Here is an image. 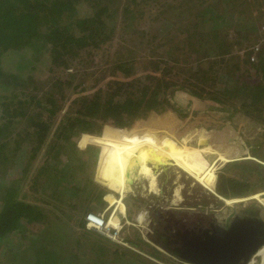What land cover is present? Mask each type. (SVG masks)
I'll use <instances>...</instances> for the list:
<instances>
[{"label":"rangeland","instance_id":"rangeland-1","mask_svg":"<svg viewBox=\"0 0 264 264\" xmlns=\"http://www.w3.org/2000/svg\"><path fill=\"white\" fill-rule=\"evenodd\" d=\"M124 1L103 0L105 7L112 11L119 9ZM217 1L208 0L210 4H214V8L206 15V28L201 32L203 48L201 44H196V48H193L197 53L184 48V41L191 34L193 18H187L180 11L179 15L169 13L170 10L164 14L159 8L153 10L147 4L141 5L139 0L137 10L133 12L138 17L131 29L121 28L127 26L129 21L120 12L119 16L108 19L107 27L115 30V36L111 43L102 44L98 50L92 49L97 54L93 63L90 61L92 56L88 55L91 52L87 50L76 61H67L62 67H55L50 61V46L47 49L46 46L36 50L28 49L27 55L33 54L32 64L36 65V69L19 90L37 94L42 102L52 99L56 112L51 116V107H40L44 110L50 128L47 142H44L37 153H33V141L28 137L32 128L28 120L39 119L37 115L40 111L30 105L25 111L27 115L22 118L13 117L15 112L11 111L13 125L9 127L12 132L9 131V136L3 140L0 138V141L8 140L9 146L18 143L19 151L15 153L14 160H18L20 166L7 165V169L2 167L0 184L5 182L4 188L10 185L8 181L22 180L23 183H19L21 189L18 191V199L37 206L47 216L40 225H25L22 231L9 235L3 241L7 251L11 250L17 258L11 260L8 258L11 254L7 253L2 264H40L41 259L50 257L55 258L56 264H62L63 261L70 264H189L175 256L173 251L184 249L201 257L217 248L220 240L223 241L231 232H236L237 239L245 237L249 242H257L259 222H264V190L244 197L225 198L218 193V181L221 176H229L249 178L252 183L259 182L248 168L239 169L230 165L253 162L264 167V116L260 119L257 115L263 103L256 105V113L252 109L249 115L245 111L248 109L241 107L239 92L233 91L234 95H227L222 100L224 106L217 104L215 98L207 93L204 95L197 90L201 96H205L201 99L194 97L191 92L195 89L194 86L207 91L211 90L209 86L217 91L222 87L217 84L220 67L214 66L210 70V64H206L209 57L226 62L227 70L234 79L222 81L232 90L241 91L236 87V78L246 85L264 83V65L260 66L256 57L258 52L264 50V10L256 12L257 7L241 8V0H229V6L235 5L238 11L251 13L244 17L246 22H251L246 25L242 24L244 21L240 14H233L229 8H226L222 17H215ZM170 3L173 4V1ZM187 3L188 0H179L173 5L184 6ZM216 9L220 12L222 5L218 4ZM164 18L172 21L166 22L170 28L164 27ZM211 31H217L226 45L215 42ZM154 37H158L157 42L153 40ZM162 43H166V46L157 49V44ZM131 59L136 60L132 70L129 67H123L127 73L115 70V64L129 63ZM167 66L174 67L173 74L177 75L165 74L163 69ZM148 74L182 85H177L180 88L174 95V103L136 117L128 131L115 133L112 128L106 127L101 133L96 130L86 136H71L70 140L77 154H68L71 159L68 176L72 175L78 185L76 195L57 182L51 184L54 180L52 174H49L47 180L42 176L38 178L41 163L51 160L48 153L55 144L63 122L67 118L82 117V110L78 108L82 98L95 95L104 103L107 94L116 91L115 88L120 87L121 82H144L146 76L151 77ZM154 92H158V89ZM10 95H14L10 90L0 89V103L7 101L6 98ZM100 114L99 109L98 117L92 119L95 125L101 121ZM2 116L4 113L0 109V117ZM149 134L158 139L165 134H171L177 140L182 136L189 137L186 142L187 148L193 151L191 160L204 170L214 164L216 183L213 188L207 190L175 166L173 170L163 171L160 175L158 184L162 193H157L159 198L143 200L132 193L121 198L117 192L110 190L104 183L105 179L113 170L129 138ZM121 138L126 140L114 150H110L103 142V139L116 141ZM103 148L106 150L105 155ZM253 150H257V153ZM69 157H62L63 164L67 163ZM55 164L58 161L53 166ZM62 167L60 166L58 173L59 179ZM176 188H180L181 200L172 203ZM1 193L2 188V197ZM108 194H113L116 200L122 199L124 204L123 214L118 217L119 228L107 226L105 230L92 229L87 226L86 215H100L105 222H109L112 213L118 210L117 203L111 205L107 201ZM227 201L232 203L228 204ZM83 216L84 231L90 238L81 237L79 232ZM159 218L163 220L162 223L158 222ZM157 227L165 232H156ZM157 233L159 235L155 237ZM163 236H167L169 242L166 247L162 245L165 242ZM237 239H232L231 242ZM263 247L264 244H261L257 253ZM98 248L103 251L106 249L104 256ZM39 249L46 251L37 254ZM115 251L123 252L125 257L120 260L113 257ZM256 254L241 261V264H249L253 260L255 264H262V258L255 257Z\"/></svg>","mask_w":264,"mask_h":264},{"label":"trees","instance_id":"trees-1","mask_svg":"<svg viewBox=\"0 0 264 264\" xmlns=\"http://www.w3.org/2000/svg\"><path fill=\"white\" fill-rule=\"evenodd\" d=\"M139 1L141 5L147 4L153 10L158 8L163 10L162 13L164 14L170 10L169 13H176L179 15L180 11L181 14L187 18H193L194 21L191 26V34L188 36L187 40L184 41V48L187 51H193L195 53L197 52L194 51L193 48H196V44H201V48H203L204 39L201 32L206 28V15L213 11L214 4H210L208 0H188V6H181V4L174 6L173 4L179 0ZM172 1L173 4L170 3ZM139 3H137V0H125L124 4L120 5L121 7L119 9L112 11L105 7L103 0H0V89H6V91L10 90L14 94L10 95L9 98L7 97V101L0 103V109L2 113H4V116L0 117V122L2 123L0 125V132L2 128H4L0 138L3 140L5 137L9 136V131L12 132L9 127L13 125V121L11 120L12 116L15 118H19V116L21 118L24 117L27 115L25 111L32 105L35 109L40 111L39 115H37L39 119L30 118L28 120L32 128L28 133V137L33 141V153H37L41 146L47 142V134L49 133L50 126L44 114V110L40 107H51L50 111L52 112L50 113L52 116L56 112L53 100L48 99L42 102L37 94H33V92L27 94L23 90H19L23 82L27 81L26 79L29 80L32 72L36 69V65L32 64L34 58L31 56L33 54L30 56L27 55L29 54L28 49L36 50L43 46H46L47 49L50 46L51 49L49 51L52 54L50 61L55 67H62L67 61H76L78 58H81V55H84L87 50L91 52L88 55L92 56L93 59L90 61L93 63L97 54L92 51V49L96 48V50H98L102 44L107 42L111 43L115 36V30H109L107 27L109 24L108 19L119 16L120 12V14L125 17V20L129 21L127 22V26L124 25V27L121 28L125 30L127 28L131 29L138 17L133 12L137 10V4ZM218 4L222 5V10L220 12H217L218 9H216ZM240 6L241 8L246 7L249 9L257 7L256 12H259L264 10V0H241ZM226 8H229L233 14H240L244 21L243 23L242 19L239 18L242 24L247 25L251 23L244 20L245 15L249 14L250 16L251 13H249V11L247 13L238 11L235 5L229 6V0H218L215 3V17H222L227 11ZM140 15L142 16L143 14ZM164 19V27L170 28L171 26H168L166 22L172 21H169V18ZM61 22H64V24ZM211 34L213 38H215V42L224 46L226 45L223 39L218 36L219 33H217V31H215V33L211 31ZM180 36H182V34H180ZM153 40L157 42L158 37H154ZM165 46L166 43L157 44V49ZM227 50L228 49H226V51ZM205 55H207V52ZM256 57L259 59V65H264V50L258 52ZM207 59L208 61L206 64H210V70H212L214 66L220 67L221 73H218L217 84H221L222 87L217 91L213 86H209L211 90L207 91L205 89H200L199 86H194L195 89L191 92L193 96L203 99L205 96H201L197 91L199 90L204 93V95L207 93L212 96L213 99L215 98L214 100L217 104L224 106L222 100H225L224 98H226L227 95L230 93L234 95L233 91L239 92L238 95L242 101L241 107L248 109L245 111L249 115H251L252 109L254 113H256V105L263 103L257 114L261 119L262 115L264 116V83L247 84V86L245 82H240V79L236 78V87L240 88L241 91L232 90L227 83H223L222 81L223 79L228 81V78L230 80L234 79V76H231V73L227 70L225 65L226 62L224 60H221V62L216 61L211 57ZM135 64V59H131L129 63H117L115 64V70L127 73L123 70V67H129L132 70ZM195 69L198 70V67ZM163 70L167 75H177L173 74L174 67L167 66ZM262 71L264 72V70ZM208 73L212 74V72ZM137 81L136 84H131V82L128 83L126 81L121 82V86L115 88L116 91H111V93L107 94L104 103L101 102L99 96L95 95L82 98L80 100L81 105H78L79 110H82V117L67 118V120L63 122L59 130L60 132L56 135L55 144L50 148L48 153L51 155V160H45L41 163L40 171L37 173L38 178L42 176V178L47 180L49 174H52L54 180H52L51 184L54 185L57 182L61 184L65 190L76 195L75 190L78 185L72 179V175L68 176V171L71 168V159L68 154H77L70 137L74 135L86 136L90 132L96 130L98 133H101L106 127L112 128V131L115 133L124 130L128 131L132 126V121L136 117L138 118L141 115H145L152 109L162 108L163 106L169 107L171 103H174V95L177 89L180 88L179 86L182 87V85L174 82H166L165 79L158 76H146L144 82H141V80ZM130 88L134 89L130 90ZM156 89H158V92H154ZM220 92H223V94ZM9 99L12 100L8 102ZM100 104H102L101 108ZM99 109L101 113L99 118H101V121L97 122V125H95V121L92 119L98 117ZM90 110H92V112H90ZM11 111L15 112L12 116ZM18 113L21 114L19 115ZM2 140L0 141V176L2 174V167L7 169V165L10 167L20 166L19 161L14 160L16 158L15 153L19 151L18 143L15 142L14 146H9L8 140ZM103 140L106 147L108 146L110 150H114L122 144L126 138H121L116 141H113V139ZM253 151L257 153V150ZM102 152L104 155L106 154L104 148ZM65 156L69 158L67 163L63 164L62 157ZM55 161H58V164L53 166ZM60 166H63V169L59 179L58 173L60 171ZM230 166L238 167L239 169L248 168L253 172V177L255 176L256 179H259V182L252 183L248 180L249 178L238 179L229 176H221L218 181V193L221 196L225 198H238L264 190L263 166L253 162H241L240 164L236 163ZM251 166H254V168ZM8 182L10 185L4 188L5 182L0 184V188H2V197L0 196V264H2L1 262L6 257L7 253L11 254V257H8L9 259L15 260V258H17L11 250L7 251L6 246L3 245V241L8 238L9 235L22 231L25 225H40L47 216V214L37 206L26 202L24 199H18V191L21 189L19 183H23L22 180ZM101 198L102 196L98 198L99 201H101ZM82 218L80 226L78 219L79 232L81 237L90 238L89 234L84 231L85 217L83 216ZM158 222L162 223L163 220L159 218ZM97 250L102 253L103 256L104 253L107 252L105 248V251L99 248ZM45 251V249H39L37 254ZM113 257L120 260V258L125 257V254L121 251H115ZM55 262V258L51 257L40 260V264H56ZM62 264L70 263L63 261Z\"/></svg>","mask_w":264,"mask_h":264},{"label":"bare ground","instance_id":"bare-ground-1","mask_svg":"<svg viewBox=\"0 0 264 264\" xmlns=\"http://www.w3.org/2000/svg\"><path fill=\"white\" fill-rule=\"evenodd\" d=\"M188 139L189 137L182 136L180 140H177L176 137L171 134L167 136L165 134L161 139H158L156 136H151L150 134L141 137L133 135L127 141L120 157L116 160L113 170L105 179V185L110 190L117 192L121 198H124L128 193L139 196L143 200H149L152 197L159 198L157 193H162V191L159 190L158 184L160 175L163 171L169 169L173 170L176 166L175 168H179L193 177L198 184L207 190H211L214 183H216L214 164L211 165L212 167L209 166L204 170V168L199 167L194 160H191L193 151L187 148ZM174 192L172 203L181 200L180 188H176ZM106 199L111 205L115 203L118 204V210L114 214L112 213L107 226L119 228L118 217H120L124 211L122 199L120 201L116 200L113 194H108ZM227 202L228 204L232 203V201ZM88 215L100 217V215L96 214ZM88 215H86V217ZM96 221L100 224H104L103 219L96 218ZM101 221L103 222L101 223ZM174 253L176 254L175 256L192 264L189 261L193 259L192 257L194 255L189 253V251L181 252L174 250ZM258 256L262 258V264H264V247L258 252Z\"/></svg>","mask_w":264,"mask_h":264},{"label":"water","instance_id":"water-1","mask_svg":"<svg viewBox=\"0 0 264 264\" xmlns=\"http://www.w3.org/2000/svg\"><path fill=\"white\" fill-rule=\"evenodd\" d=\"M157 235H159V233H157L155 237H157ZM236 235V232H234V234L231 232L227 238L224 237L225 239L223 241L219 239L220 245L201 257L189 252L194 255L192 257L193 259L189 262L192 264H241V261L247 260L249 257L256 254L260 245L264 244V222H259V231L257 232L258 239L256 243L245 240V237L242 240L241 238L237 239L238 236ZM166 238L167 236L163 237L165 242H163L162 245L164 247L169 244ZM232 239L237 240L231 242ZM179 251L182 252V250Z\"/></svg>","mask_w":264,"mask_h":264},{"label":"built area","instance_id":"built-area-1","mask_svg":"<svg viewBox=\"0 0 264 264\" xmlns=\"http://www.w3.org/2000/svg\"><path fill=\"white\" fill-rule=\"evenodd\" d=\"M96 218H100V219H103L99 216H94V215H88L86 217V222H87V226L91 227V228H96V229H104L107 227L108 225V222H105L104 220V224H100L96 221ZM101 221V223L103 222ZM105 230V229H104ZM255 257H260L258 256V253L256 254ZM249 264H255V260L251 261Z\"/></svg>","mask_w":264,"mask_h":264},{"label":"flooded vegetation","instance_id":"flooded-vegetation-1","mask_svg":"<svg viewBox=\"0 0 264 264\" xmlns=\"http://www.w3.org/2000/svg\"><path fill=\"white\" fill-rule=\"evenodd\" d=\"M164 228H165V227H164ZM164 228H163V229H164ZM159 230H160V228L157 227V230H156V231H158L159 233H164V232H165V231H163L162 229H161L162 231H161V230L159 231ZM213 230H214V229H213ZM167 236H169V235H167ZM175 250H176V249H175ZM182 251H183V252H187L188 250L185 251L184 249H182ZM173 252H174V251H173Z\"/></svg>","mask_w":264,"mask_h":264},{"label":"crops","instance_id":"crops-1","mask_svg":"<svg viewBox=\"0 0 264 264\" xmlns=\"http://www.w3.org/2000/svg\"><path fill=\"white\" fill-rule=\"evenodd\" d=\"M214 185H215V183H214ZM119 220V219H118ZM119 223V222H118Z\"/></svg>","mask_w":264,"mask_h":264},{"label":"clouds","instance_id":"clouds-1","mask_svg":"<svg viewBox=\"0 0 264 264\" xmlns=\"http://www.w3.org/2000/svg\"><path fill=\"white\" fill-rule=\"evenodd\" d=\"M86 220V219H85Z\"/></svg>","mask_w":264,"mask_h":264}]
</instances>
